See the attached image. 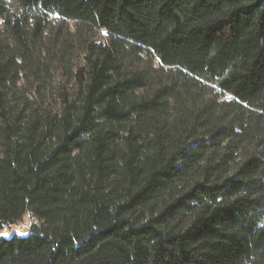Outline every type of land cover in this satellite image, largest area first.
Returning a JSON list of instances; mask_svg holds the SVG:
<instances>
[{"label":"trees","instance_id":"16d2710c","mask_svg":"<svg viewBox=\"0 0 264 264\" xmlns=\"http://www.w3.org/2000/svg\"><path fill=\"white\" fill-rule=\"evenodd\" d=\"M27 215L0 264H264V0H0V231Z\"/></svg>","mask_w":264,"mask_h":264},{"label":"rangeland","instance_id":"374dc122","mask_svg":"<svg viewBox=\"0 0 264 264\" xmlns=\"http://www.w3.org/2000/svg\"><path fill=\"white\" fill-rule=\"evenodd\" d=\"M123 59L124 62L126 63L127 68L131 71H136L140 67L141 62L142 63L144 62L143 57L141 56L135 57L130 54L123 55ZM33 223H37L36 220L31 218L30 215H27V217L19 224L13 226H7L5 229L0 231V237L12 238L14 234L20 237H25L27 236V234H29V231L31 230Z\"/></svg>","mask_w":264,"mask_h":264}]
</instances>
